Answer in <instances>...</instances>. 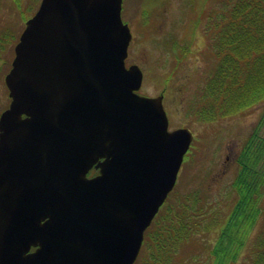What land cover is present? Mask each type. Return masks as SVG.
Wrapping results in <instances>:
<instances>
[{
	"label": "water",
	"instance_id": "obj_1",
	"mask_svg": "<svg viewBox=\"0 0 264 264\" xmlns=\"http://www.w3.org/2000/svg\"><path fill=\"white\" fill-rule=\"evenodd\" d=\"M39 5L5 75L0 264H134L194 132L138 92L122 0Z\"/></svg>",
	"mask_w": 264,
	"mask_h": 264
},
{
	"label": "trees",
	"instance_id": "obj_2",
	"mask_svg": "<svg viewBox=\"0 0 264 264\" xmlns=\"http://www.w3.org/2000/svg\"><path fill=\"white\" fill-rule=\"evenodd\" d=\"M209 17V71L193 66L182 104L204 123L256 105L262 112L234 158L237 172L227 190V211H214L209 189L170 192L146 229L134 264H264V0H222ZM182 36L168 44L179 68L191 54ZM7 42L0 36V50ZM164 84L166 94L172 88Z\"/></svg>",
	"mask_w": 264,
	"mask_h": 264
},
{
	"label": "rangeland",
	"instance_id": "obj_3",
	"mask_svg": "<svg viewBox=\"0 0 264 264\" xmlns=\"http://www.w3.org/2000/svg\"><path fill=\"white\" fill-rule=\"evenodd\" d=\"M18 1L0 0V36L4 40L9 38L6 47L0 50V113L11 101L4 79L15 56L14 47L28 16L34 13L37 0H22L23 7L18 6ZM122 1V17L129 23L133 33L125 62L127 65L138 63L144 71L142 87L138 92L157 95L168 81L172 90L163 93L170 129L188 126L195 134L174 190H177V194H183L194 189H209L215 197L209 198L211 206L216 203L214 211L222 214L227 211V190L237 172L234 158L242 142L258 124L262 106L256 105L237 115L204 123L197 120L191 114L192 111H186L181 102L182 97H186L183 85L190 80L189 73L193 71V66L199 64L205 74L209 71L205 47L210 43V37L206 28L209 16L216 6L221 5L222 0ZM196 2H199L198 5ZM179 35H186V44L191 46L187 65L180 68L174 62V54L168 46L171 39L180 42ZM195 78L196 73L191 81ZM170 199L171 196L169 202Z\"/></svg>",
	"mask_w": 264,
	"mask_h": 264
},
{
	"label": "flooded vegetation",
	"instance_id": "obj_4",
	"mask_svg": "<svg viewBox=\"0 0 264 264\" xmlns=\"http://www.w3.org/2000/svg\"><path fill=\"white\" fill-rule=\"evenodd\" d=\"M41 1L42 0H37L36 2H35V9H34V13L37 11V9L39 8V4H41ZM18 6H21V7H23L22 6V0H20V1H18ZM34 13H32L30 16H28V18H30L31 16H33L34 15ZM27 18V19H28ZM126 22V21H125ZM128 23V22H127ZM98 172H99V168L98 167H96V165H94L91 169H90V171H89V173H88V175L91 177V176H94V175H96V174H98Z\"/></svg>",
	"mask_w": 264,
	"mask_h": 264
}]
</instances>
